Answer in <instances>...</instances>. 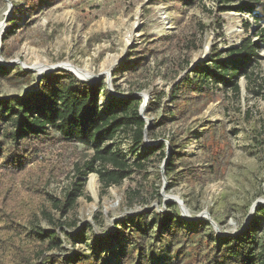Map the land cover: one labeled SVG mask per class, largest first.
<instances>
[{
	"label": "rangeland",
	"instance_id": "obj_1",
	"mask_svg": "<svg viewBox=\"0 0 264 264\" xmlns=\"http://www.w3.org/2000/svg\"><path fill=\"white\" fill-rule=\"evenodd\" d=\"M260 2L264 6V0ZM27 8L25 0H0V66L7 70L4 76L17 70L27 74L23 83L5 81L0 73V100H23L37 93L41 79L59 70L75 77L65 69L49 71L50 67L63 63L86 67L96 79L75 78L89 86L105 84L99 96L101 109L115 108L129 96L140 102L144 147L133 149L130 132L119 133L112 141L129 163L146 147L160 143L166 146L167 157L171 139L186 155L184 164L177 163L169 174L165 173L167 158L161 161L153 156L142 171L103 190L96 174L78 173L92 151L59 141L46 146L25 172L1 178L0 198L5 195L12 203L13 217L27 229H55L60 235L61 250L48 255L90 254L93 237L104 238L116 226L126 231L130 217L140 214H147L146 222H151L144 245L151 249L150 264H195L208 250L210 233L224 238L243 232L256 210L264 207V48L260 47L262 60L252 71L256 81L247 85L240 78L238 94L218 85L204 97L190 94L176 103L169 97L183 76L204 64L210 53L224 57L226 50L244 39L256 41L254 30L262 23L256 25L246 13L220 12L216 0H196L189 6L171 0H56ZM244 22L250 24L248 32ZM39 64L47 69L38 71ZM151 102L155 105L149 106ZM168 110L175 115L166 121ZM91 176L96 179L92 188ZM82 183L73 209L61 217L54 203L65 202L66 194ZM8 185L10 190L4 194ZM171 196L186 210L182 212ZM155 214L156 220L178 215L174 223L179 243L155 240ZM259 230L264 240V222ZM190 233H196L195 238ZM178 249L198 255L175 258L173 250ZM117 261L111 258L110 264Z\"/></svg>",
	"mask_w": 264,
	"mask_h": 264
},
{
	"label": "trees",
	"instance_id": "obj_2",
	"mask_svg": "<svg viewBox=\"0 0 264 264\" xmlns=\"http://www.w3.org/2000/svg\"><path fill=\"white\" fill-rule=\"evenodd\" d=\"M25 1H28L27 9L34 10L56 0ZM171 1L189 6L196 0ZM216 3L220 12L246 13L256 25L262 23L261 27L254 30L256 41L248 37L237 47L226 50L224 57L218 52L210 53L204 64L194 66L189 74L183 76L180 84L174 87L169 99L175 103L190 94L193 97L207 96L210 87L218 85L238 94L240 78L245 79L247 85L256 81V75L252 71L262 60L258 54L260 47L264 48L263 4L260 0H216ZM243 27L248 32L250 24L244 22ZM0 71L1 77L8 82H23L27 75L17 70L16 73L4 76L7 70L3 66H0ZM104 90L105 84L101 82L89 86L80 83L70 73L59 70L41 79L37 93L30 94L23 100L14 97L0 100V180L25 172L30 164L38 160L39 153L46 146L59 141L79 144L92 151V156L78 173L80 176L96 174L103 190L119 185L135 171H142L145 162L153 156L162 161L166 157V146L161 143L154 148L146 147V151L132 163L114 148L112 141L119 133L124 132H130L134 150L144 147L145 123L138 114L140 102L133 96H129L115 108L101 109L99 96ZM151 105L155 103L151 102L149 106ZM174 115L173 110H168L165 117L169 118L164 119L167 121ZM55 133L59 138L53 136ZM168 147L170 153L166 157V174L173 173L176 164L183 165L186 160L183 147L178 146L175 140H169ZM82 188L83 183L76 185L73 192L66 194L65 202L54 203L55 210L61 217L73 209L76 199L81 196ZM9 190L10 186L3 193L7 194ZM11 205L5 195L0 198V257L5 256L4 264H32V259H36L33 264H40L39 261H43L42 264H110L111 258L118 260L116 264H120L119 260L122 259L133 261L132 264H150L147 252L151 249L150 246L147 249L144 246L148 239L149 224L151 225V222H146L147 214L130 217L131 226L126 231L116 226L114 232L104 238L93 237L92 247L97 248L98 252L92 249L90 254H75L72 258H67L48 255L51 251L61 250L63 243L55 229H27L15 218L16 215L13 217ZM156 219L155 214L152 218L157 225L155 240H174V243H179V230L174 223L179 219L178 215ZM260 222H264V207L256 210L248 226L236 236L219 238L210 233L206 238L208 250L202 261H195V264H264V240L258 236ZM191 225L195 226H188ZM204 225L209 226L207 222ZM86 227L91 230L89 224ZM189 236L193 239L196 233H190ZM102 249L104 252L100 254ZM173 251L175 258L198 255L197 251Z\"/></svg>",
	"mask_w": 264,
	"mask_h": 264
},
{
	"label": "bare ground",
	"instance_id": "obj_3",
	"mask_svg": "<svg viewBox=\"0 0 264 264\" xmlns=\"http://www.w3.org/2000/svg\"><path fill=\"white\" fill-rule=\"evenodd\" d=\"M129 40V36L126 38V42ZM111 61V60H109ZM61 66L64 68V69H67L68 71L72 72L78 79H80L81 81H87V82H90V81H93L96 79V75L92 74L91 71L87 70L86 67L85 68H79L75 65H72V63H63L61 64ZM46 68L45 65H36L35 69H37L38 71H42ZM47 69V68H46ZM95 177L94 176H91L90 179H89V186L92 188L94 187L95 185ZM171 199H176L178 200L177 197H172L171 196Z\"/></svg>",
	"mask_w": 264,
	"mask_h": 264
},
{
	"label": "water",
	"instance_id": "obj_4",
	"mask_svg": "<svg viewBox=\"0 0 264 264\" xmlns=\"http://www.w3.org/2000/svg\"><path fill=\"white\" fill-rule=\"evenodd\" d=\"M57 69H64V68H62V66H55V67H50L48 70L51 71V70H57ZM65 70L68 71L67 69H65ZM176 204L180 207L182 212H183V210L184 211L186 210L180 200H177Z\"/></svg>",
	"mask_w": 264,
	"mask_h": 264
}]
</instances>
